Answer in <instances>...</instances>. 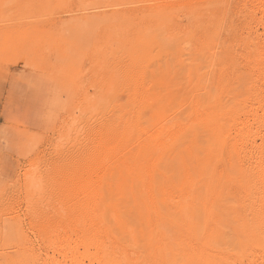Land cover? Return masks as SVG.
Listing matches in <instances>:
<instances>
[{"label": "rangeland", "instance_id": "rangeland-1", "mask_svg": "<svg viewBox=\"0 0 264 264\" xmlns=\"http://www.w3.org/2000/svg\"><path fill=\"white\" fill-rule=\"evenodd\" d=\"M184 1L183 0H0V264H91V263L110 264V261L113 262V259L115 260L113 262L114 264L161 263L157 254L159 249H161L163 246L155 238L150 239L147 237L145 232H141L140 230H137V228L134 229V227L131 226L132 222H133L132 225L137 224L136 223L137 219L134 215L130 214V222L126 221L129 220V218H127L129 214H127L128 216L125 214H124L125 216L123 215L128 225L130 223L129 226L126 224V222L121 220V218L123 217L121 216L120 220L122 222L121 224H119L121 225V227L120 228L119 226L117 227L118 229H120L118 230V233H120V235L116 232L117 228L115 229V231L111 230L110 233L113 234V236L108 233H107L108 236L107 235L105 236L104 233L100 234V231L97 232V230L96 229L94 230V228L92 230L91 228H87V225L90 226L88 224L89 221L91 222L92 220L99 219L101 220V225H102L103 222L101 218L104 217L103 221L105 220V222L107 223V221L109 222L110 217L108 216L107 218L106 215L107 212L105 213L106 211L105 208L99 211L96 210L95 214L90 213L91 215L90 214L84 215L83 216L84 218L82 217V215H80L81 213L79 212V209H77L79 207L78 203H79L80 195H78L79 194L77 190L78 188H76L77 186L76 171H73L72 168L71 170L69 167L71 164L70 161H72L73 159H75L76 161L73 160L74 164L72 162L71 166L73 167V165H76L75 162L78 161V159L76 158L78 157L79 153L80 154L84 153L87 150L89 151V149H91L92 151L91 146H93L92 145L93 139L91 141L89 140L92 138L91 136H93V131L94 132L96 131L94 130V128L95 127L97 128L98 125H102V124L105 125L106 123L108 124L107 122L108 119L109 121L112 122V120L110 119L115 118V121L114 120L113 121L115 123H119L116 120L117 118H119L120 120V117L122 116L121 118L122 122H120L119 124H121L123 128H126L127 125L129 124L127 123L125 127V124L123 123L124 122L123 116H126V118L130 117L129 121L131 123V129L136 127L134 129L135 131L131 132L130 130L131 134L136 131L137 132L140 131V132L136 134L137 136L136 135L135 137L133 136L135 139L137 138L136 141L135 139H133V137H129V136L128 137L132 141L137 143L142 141L147 142L148 139L145 140V138H147L146 136L147 134H149L148 131H152L156 126L155 124H157L159 120H161L160 118L158 119L157 117L159 116V113L160 112L162 113L164 108L165 110L168 108L169 111V107L167 105L169 104L172 105L170 101V97L172 100L174 95L171 96L169 94L170 93L169 90L171 92L173 91L179 92L178 90L180 89V86L182 88L180 92H182L183 96L179 94L180 92L178 93L179 95H177L176 93L175 96L177 97V99L178 96L180 97L178 99L179 101H183L181 99H184V101L186 102L185 105H188L187 104L188 102L189 104L190 103L192 104V102L189 101V99L190 98L194 99L196 96L198 99L202 98L200 100H202L203 102L202 107H204L206 106V102L208 99L205 100L206 102H204L203 98L204 99L209 98L210 93L212 94L210 98L211 97L219 98L220 96V98L226 99L227 97V99H229L228 95H226L225 92L228 89H225L224 91V88H229L230 90L231 85L233 87L232 88L233 91L231 89L230 90L231 92L230 91L228 92L229 95L233 93L232 95H234V97H232V95L231 97L229 96L231 98L230 100L235 99V95H237L238 99H245L247 95L249 97L250 96L253 97V95L256 94V92L257 94L259 93L260 94L259 96L261 97L263 94L264 97V93H263L264 91L261 90L264 89L262 88L264 87V83L262 82V79L264 78V65L260 64L261 61H262L261 63L264 62V56H263L264 54L259 53V51L264 52L263 50L264 47L261 45V44L264 45V35H263L264 25L262 23L264 22V16H263L264 0H259V2L258 0H255V2L254 0H241V1L220 0V2L218 0L217 2L216 0H184ZM260 2L263 3L261 4ZM229 3L232 4V6L234 5L233 8L235 10L232 8V6ZM258 4L260 5L258 6ZM254 5H257V7L255 6L256 7L255 8ZM262 5H263V9H262ZM250 6H253L254 8ZM225 10L227 13L225 12ZM232 11L234 12L233 15H232ZM219 13L221 14V16ZM228 14H230L232 18ZM223 17H225V19ZM227 17L231 19H228ZM261 17L263 19H261ZM255 18H257L258 20H255ZM259 19H261V21ZM207 21L210 23H208ZM225 21L226 22L228 21L229 24L231 23L232 24L229 25L227 23L228 25H226ZM201 24H204L203 27H201L202 26ZM222 24L224 25V27ZM250 24L252 28L250 27ZM199 25H201L200 26L201 28H199ZM242 25L245 26L244 29ZM261 25H263V27ZM228 26H231L232 29ZM207 27H209V30H207L208 32L205 31L206 34L205 35L202 32L208 29ZM229 28L231 30H229ZM190 29L191 32H193L194 34L190 33L189 31ZM194 29L196 30L197 33L195 32ZM212 29H214L213 33L211 32ZM209 33H211L210 34L211 36L209 35ZM228 33L232 34V36ZM189 34H191V39ZM215 34H217L218 36L217 35L215 36ZM224 34L228 37V39L225 38L226 36H224ZM258 34L259 36H257ZM157 35H161L160 36L161 38ZM222 35L223 38H220L222 37ZM255 36L257 39L256 38L254 39ZM196 37L201 41L199 40L197 41ZM204 37L210 38L209 44L206 38L205 40L207 43L204 41ZM218 37L220 38V40L218 39ZM230 37H232V40L230 39ZM235 38L236 40H234ZM260 38L263 40H260ZM253 39L256 40V42H254ZM171 40H173L174 42L176 40V42L178 43L177 44L175 42L176 46L174 48L172 45L175 44H173ZM214 40L215 41L219 40V41L215 42ZM243 40L244 42L246 41L248 45L247 44L245 45L246 42L244 43ZM197 42L199 43L201 42L200 45L199 44L197 45ZM211 42L215 43V44L213 43V45L211 44L212 45L211 47H213L212 51L209 46ZM258 44L263 48L261 49V47L256 46ZM206 45H208V48ZM235 45L236 47L234 48ZM240 45H243V47L241 46L242 47L241 48ZM244 45L246 48L244 47ZM171 47L174 49V52L171 51L172 49ZM176 47L178 50L175 49ZM191 47L197 51L199 48L198 51L199 53H196L197 51H194L192 49L191 52L196 53L193 55V53L188 51V48ZM238 47L244 50V52L240 50V48ZM209 49L210 52H212V54L208 52ZM213 50L215 51L216 55L219 54V57L213 55L215 54ZM236 50H239L240 53H238V51ZM241 51L242 53H244L246 57L243 56ZM248 52L250 53L249 56L247 55ZM226 53L228 54L226 55ZM174 54H176L177 57H175ZM197 54L199 55V59H197L198 58ZM232 54L235 56H233ZM240 54L241 56H239ZM258 54L260 59L258 60L257 58V60L256 59L254 60L253 56H256ZM173 55L174 58H172ZM250 55L252 58H250ZM133 57H136L135 58L136 60H134ZM247 57L248 59H246ZM210 58L214 59L215 61L213 60L211 61ZM249 58L252 60H250ZM137 59H139L138 60L139 62H137ZM172 59L173 62H171ZM236 59L242 61H239L238 63ZM244 59L247 61H245ZM144 60H146L147 64ZM243 60L244 63H242L241 65V62H243ZM248 60L250 61L251 64L253 62L256 63L259 61L258 64L256 63L257 65L255 63L252 64L254 68L255 65L257 68L252 70L253 66L249 64ZM203 61L205 62L202 63ZM197 62L198 64H196ZM199 62L201 63L199 64ZM191 63L193 66L191 65ZM207 63H209L210 65H208ZM245 63L248 65H246ZM124 64L125 65L129 64V66L125 68ZM134 64L135 66H137L136 68L139 67L137 70H135V68L133 69ZM206 64L207 67L205 66ZM233 64L236 67L233 66ZM147 65L149 69L148 67H146ZM211 65H212V69H211L212 72L211 71L209 72ZM229 65L232 67L231 69ZM260 65L262 67H260ZM157 66L158 68H156L157 69L156 70L155 67ZM164 66L166 68H164ZM200 66L202 67V69H200L201 68ZM214 66L217 68H215ZM243 66H245V68H243ZM191 67H193V69H191ZM205 67L208 70L205 69ZM163 68L165 69V71ZM237 68H239L238 71H236ZM150 69L152 70L150 71ZM171 69L172 72H170ZM225 69L228 71H226ZM133 70H135L136 73L135 71L133 72ZM139 70L141 72L140 75L142 76V78L138 73ZM146 71H148L150 75ZM204 71L207 72L205 73ZM234 71H235L234 74L236 75L233 74ZM142 72H144L143 73L144 75L146 74V76L147 75L148 77L150 76V78L151 77L154 78L155 75L153 76V74L157 73L156 74V76H158L157 79L156 77L155 79L152 78L153 80H157V82L156 83L155 81H151V82L152 83L154 82V86H156L154 88L156 91H158V93L155 92L157 94H154L152 89L153 87L151 88L152 91L149 89V93L154 94L153 99L155 98L154 96L160 98L159 95L161 93L162 94L160 99H164L165 97H167L165 100L166 102L163 101L161 103V107L164 108L160 109V112H158V114L156 111L157 109L159 110V108L155 110L156 102L153 103L154 109L151 108L152 100H153L152 95L148 96L147 94H145V92L146 91L148 92V90L146 89V91L144 92L145 88L143 90V86L140 87L142 83H140L139 87L142 88L143 92L142 91L139 92V87L137 88L139 81L144 79L146 81V84L148 82L146 80V76H144ZM164 72L165 74H163ZM169 72L172 74H170ZM127 73H129V77L128 75H126ZM195 73L199 79L196 77L197 79L195 80V76H196ZM199 73L201 74L203 73V74L200 75ZM208 73L210 74L208 75ZM256 73L257 75H259V78H257L258 76L256 75ZM136 74H138V76H136L137 79H135L134 76ZM166 74L167 75L170 74V75L167 77L165 76ZM185 74L186 76H184ZM244 75L248 76V77H244L245 80H243L244 78L242 77ZM132 76L134 77L132 78ZM208 76H210L211 78L210 80L208 79L209 82L214 81L213 84L210 83L211 86L207 82L208 81L207 78H209ZM231 77H233L232 79L234 80L240 78L239 81L241 83L243 81H247L246 78H248L249 82H247V84L243 82L242 84H244L243 85L244 89L243 91L240 89L241 92L238 89L239 91L238 92L237 85H239L240 83L239 81L236 82V80L235 82L233 80L234 83L231 82L232 81ZM251 77H255V78L253 79ZM250 78L251 80H249ZM158 79H160V81ZM162 80H164L165 82V83L163 82V85H162ZM201 80H203V82ZM145 81H142L143 84ZM151 82L147 84L148 87L146 88H150V85L152 84ZM187 82L190 85L187 84ZM131 83H133L132 86H134L133 90H131L130 88L132 87L130 86ZM158 83L159 85L163 86L159 88V90L162 88L160 94H159V90H157V88L159 87ZM168 83H170L172 87H170L169 85L168 88ZM199 83L202 84L199 85ZM236 83L237 85L235 86ZM257 83L258 86L255 85ZM206 84L209 86H206ZM221 84H223L224 86H221ZM198 85L200 90L193 88L194 86L195 88L196 87L198 88ZM214 85L215 87L221 86L220 87L221 91L219 90V88H215ZM259 85L261 88L259 87ZM191 86H193L192 87L193 91L191 90ZM253 86L255 93L253 91ZM241 87L239 86V88ZM212 88H214L215 90ZM217 89L220 92L218 91L217 93ZM248 89L249 90L251 89L253 95ZM260 90L262 92H260ZM129 91L132 93H130ZM141 92L143 93V95H141L142 94ZM193 92L195 93L192 94ZM242 92L243 95H241ZM137 93L139 94L137 95ZM219 93H223L224 95L222 94L219 95ZM165 94L167 95L163 97ZM168 94L170 97H168ZM172 94H174V92ZM216 94H218V96ZM238 94H240V97H244V98H239ZM140 96L143 97L145 96V98L141 99ZM148 97L150 100L148 99ZM147 99L151 101V104L150 102H148ZM179 101L174 100L173 106H175V108L171 107L174 108L173 110L170 111L171 114L170 112L169 114L167 113L164 114L165 112L160 114L162 117H164L162 118L160 116L163 122L167 123V121H170L171 119L170 117L175 118L178 114L179 115L181 114L180 116H184L191 113L190 106L192 105H189L190 110L188 111L189 109L188 106L186 108V106L183 105L185 102L183 101L181 102L182 104H180ZM176 102H178V104ZM209 102L210 101H208L207 103L209 104ZM120 103L123 105H121ZM141 103H143V105ZM145 104L146 107L144 106ZM156 104L159 105L158 103ZM165 104L167 107H165ZM6 106L12 107L15 111L14 113L15 115L10 117L9 119H7L3 115V109ZM138 107L140 108L138 109ZM143 109L146 110L147 113L145 114H147L148 117V118L147 117L144 118L146 119L145 122L144 121L141 122V120H143L142 118L146 116L144 115V113L143 114L141 113L144 112ZM182 109H186V110L183 111ZM138 110H140V112ZM181 111L183 112L179 113ZM90 112L91 115L89 116ZM135 112H137V114L141 113L143 116H141L140 114L139 117V115L135 114ZM176 112L178 114H176ZM120 113L123 115H120ZM151 113L154 114L153 117L155 116V114L157 116L153 118L151 117L152 116ZM117 114H119L120 117ZM163 114L165 116L167 115L169 118L163 116ZM149 117H151V119ZM174 118L173 120H176V118L175 119ZM148 119L150 120L153 119V122L151 123L150 120L147 122ZM155 119L156 121L154 122ZM134 120L137 121L138 123H136ZM189 120H191V118H187L186 123L191 122ZM126 121L129 122L127 119ZM132 124L134 125V127ZM139 125L141 126L139 127ZM151 126L154 127L151 128ZM84 127L87 129H85ZM129 128L127 130H129ZM144 129L146 130L144 131ZM146 132L148 133L146 134ZM82 133L83 136L85 137V140H87L86 142H90L91 144L85 143V141H83L81 138L79 139L78 136L82 137L81 136ZM140 133L142 137L144 136L143 137L144 139L141 138ZM5 137L10 138V142H8L7 138ZM73 138H75V140ZM65 146L67 148L70 147L69 150H65V152H60V151L58 152V150L62 149L63 147L66 148ZM81 147L84 149V151H82ZM78 149L81 150L79 151ZM66 151H68L70 154H68V152ZM62 153L67 155V158L68 157L70 158L62 159V157H66L63 156L64 154L62 155ZM58 158L59 159L61 158L62 160L60 159L61 161H57ZM64 159H67V161ZM53 160L54 162H52ZM48 162H50L51 164ZM44 164L47 166H45ZM76 166L73 168L75 169ZM59 167L60 169L58 170ZM63 169H66L67 170L66 172L68 174H66L65 170ZM123 170H121V172H123ZM62 172L65 175H63ZM69 172L72 174H70ZM70 177L73 179H71ZM69 183L71 187L69 186ZM73 183L76 185H74ZM63 185L65 187H63ZM236 187L237 186L233 184H228L227 185V189L229 188L228 191L223 194H219L220 195L219 199L221 198V200H218L217 197L218 194L214 196V194L209 195L208 193H205L206 202H208L207 205L211 203L209 205V208H204L203 206H201L202 205L201 201L202 200L205 201V197H204V193L202 192L203 190L200 189L198 185L194 187L195 190H193L194 191L192 193L193 195L191 194V196L189 197H186L187 194L185 195L183 194V192H179L178 202L180 201V205L179 203L178 205L180 211L182 210V208L186 209V206H188L187 209L185 210V212L189 210L185 218L186 223L188 225L186 228L188 229V231L190 230L191 232L190 233L191 238H190V236H188L189 232H187V229L186 228L183 229L186 226L185 222H183L184 225L182 224L183 218L180 219L181 217H179L178 218L179 233L177 234V240L181 241L180 243L181 245L187 247L184 248V246L181 245L179 246L183 248V253L184 250L185 253L188 250L187 251L188 254L190 249V254L188 255L184 254L185 258L187 257L186 261L184 256L182 257L181 255L182 258L178 256V258L180 257L182 261H185L181 263L180 260L179 261L180 264L183 263L192 264L188 261L191 260L192 262V259L196 258L197 255L192 254L194 253V249L196 245L199 248H197L196 246L197 250H195V252L199 251V249L200 251H202L201 248H203L204 251H202L203 253L202 252L201 253L202 254L206 253L208 254V256L209 253L210 254L212 253L210 257L213 256L215 262L219 259L218 256H220L222 253L225 252L224 254H228L226 255V257L228 259L227 262L228 261L230 262L229 264H264V230L262 232L260 229L259 231L257 228L254 227H253L254 229L252 228V222H253V219H251L252 215L249 214V211L247 210L248 208L247 206L248 205L251 206V204H260L259 205L260 207L262 206L261 204H263L264 207V200H263L264 196L258 195V193L254 195L252 194L251 196H248L243 192H241L243 194H240L238 187L237 188ZM105 189L107 188L103 187L102 190L106 191ZM196 189L202 191L199 192L198 190L196 191ZM66 190H68L69 192L66 193L65 192ZM103 191L101 193L102 199L100 200L98 199V200L101 201L103 204L104 203L107 204L106 202H104V198H103L104 196L106 197L107 200V195L106 194L104 195ZM106 193L108 194L110 193L109 194L110 196L111 190L108 192L107 189ZM194 193L198 194L199 196H195L196 194ZM230 195L232 196L233 199L235 200L237 199V200L234 201ZM225 196L227 197L226 199ZM260 196H263V198ZM117 197L118 196L114 198V201H117L115 205L121 202L119 199L120 197L119 198ZM196 197L197 198L202 197V198L196 201L197 199ZM229 197L231 198V200H229ZM183 198L186 200H184ZM216 199L219 201V203L215 201ZM227 199L228 201H226ZM246 199H250L251 202H249V200ZM210 200L213 201L211 202ZM247 201L249 203H247ZM257 201H259L260 203ZM62 203L63 205H61ZM121 203H123V201ZM238 204L240 205L239 211L242 209L241 211L245 215L243 214L241 215L242 213L241 211L240 214L236 213L235 215L234 212L235 207L237 208ZM118 206H119L118 208L123 209L122 206L121 207L120 205ZM210 206L212 207V209ZM232 206L234 210L232 209ZM227 207L229 211L231 207L233 213L230 214L229 211L227 210ZM224 208L226 210H223ZM99 209H101V205ZM204 209L207 210L208 212L205 211ZM210 209L214 211L212 212L210 211ZM103 210H105L104 211L105 216L101 214ZM207 213H209L208 215L211 216L209 217ZM218 213L221 214L222 217H220L221 215L218 216L219 215ZM101 215L102 217L99 218ZM132 216L136 220L135 219L133 220ZM236 216L242 217V220L240 221L235 220L236 222H233V220L235 219L234 217ZM215 219L217 220V225ZM81 221L82 224L84 221L87 230L85 226L81 224ZM238 222H240V225ZM81 225L84 227L82 228ZM125 225H127L128 227ZM181 225L183 228L181 227ZM214 225H216V229H214L215 228ZM236 225L237 226L239 225L238 228ZM217 226L220 227L218 228ZM231 227H233L234 230ZM240 227H242V229ZM128 229L129 232L127 231ZM245 229L246 230L248 229V231H245ZM211 230L215 232L214 237L215 236L218 237H216L215 239H210L209 236H207V233H209ZM215 230L216 231L219 230L218 231L219 235ZM183 233L186 234L187 236H185ZM236 233H238V235ZM250 233H254V235ZM138 234L139 236H137ZM142 234L145 235L142 236ZM248 234L250 235L247 236ZM107 237L109 240L107 239ZM257 237L258 239L260 238L261 241L258 240ZM187 238H189L190 241L189 240L187 241ZM204 243L207 246L204 245ZM202 245H204V247H201ZM206 247L208 248L207 251H205V249H207ZM103 248L105 250H102ZM156 250L158 251L156 252ZM102 253L106 256V258L104 255H101ZM189 255L191 256V258ZM192 255L194 256V258L192 257ZM187 259L189 260L187 261ZM194 261L196 263L197 259L193 260V262Z\"/></svg>", "mask_w": 264, "mask_h": 264}, {"label": "bare ground", "instance_id": "bare-ground-1", "mask_svg": "<svg viewBox=\"0 0 264 264\" xmlns=\"http://www.w3.org/2000/svg\"><path fill=\"white\" fill-rule=\"evenodd\" d=\"M184 1V0H183ZM219 2H220V0H218ZM231 1V0H230ZM241 1V0H240ZM172 2V1H171ZM180 2V1H179ZM188 2V1H187ZM216 2H217V0H216ZM219 2H218V4H219ZM234 2V1H233ZM254 2H255V0H254ZM258 2H259V0H258ZM176 3V2H175ZM183 3V2H182ZM184 3H185V1H184ZM190 3V2H189ZM188 3V4H189ZM239 3V2H238ZM261 3V2H260ZM263 3V2H262ZM261 3V4H262ZM166 4V3H165ZM221 4V3H220ZM230 4V3H229ZM255 4V3H254ZM257 4V3H256ZM187 5V4H186ZM216 5V4H215ZM231 6H232V4H230ZM247 5H248V3H247ZM251 5V4H250ZM260 4H258V6H259ZM165 6V5H164ZM192 6V5H191ZM234 6V5H233ZM233 6H232V8H233ZM236 6V5H235ZM246 6V5H245ZM257 7V5H254V7ZM166 7V6H165ZM250 7H253V6H250ZM253 7V8H254ZM255 7V8H256ZM231 8V9H232ZM248 8V7H247ZM253 8H252V11H253ZM221 9V8H220ZM227 9H229V8H227ZM234 9V8H233ZM261 9V8H260ZM262 9H263V5H262ZM235 10V9H234ZM233 10V11H234ZM222 11V10H221ZM232 11V15H233V12ZM263 11H264V9H263ZM225 12H226V10H225ZM229 12V11H228ZM236 12V11H235ZM243 12V11H242ZM257 12V11H256ZM255 12V13H256ZM227 13V12H226ZM238 13V12H237ZM236 13V14H237ZM253 13V12H252ZM254 13V14H255ZM210 14V13H209ZM220 14V13H219ZM225 14V13H224ZM235 14V15H236ZM262 14V13H261ZM211 15V14H210ZM223 15V14H222ZM228 15H230V14H228ZM238 15V14H237ZM214 16V15H213ZM217 16H219V15H217ZM220 16H221V14H220ZM224 16V15H223ZM225 16H227V15H225ZM250 16V15H249ZM264 16V15H263ZM230 17H231V15H230ZM254 17V16H253ZM224 19H225V17H223ZM228 18V17H227ZM232 18V17H231ZM231 18H228V19H231ZM238 18V17H237ZM201 19V18H200ZM261 19H263L262 17H261ZM261 19H259L260 21H261ZM206 20H207V18H206ZM222 20V19H221ZM220 20V21H221ZM255 20H258L257 18H255ZM209 21V20H208ZM207 21V22H208ZM214 21V20H213ZM223 21V20H222ZM228 21H230V20H228ZM226 22V25H228L229 24V22ZM259 21V22H260ZM230 22H232V21H230ZM174 23V22H173ZM187 23H189V22H187ZM206 23V22H205ZM208 23H210V22H208ZM220 23V22H219ZM218 23V24H219ZM228 23V24H227ZM261 23V22H260ZM259 23V24H260ZM263 23V25H264V22H262ZM207 24V23H206ZM223 24H225V23H223ZM222 24V25H223ZM232 24V23H231ZM231 24H229V25H231ZM202 25V26H201ZM201 25H199V28H201V27H203V25L204 24H201ZM263 25H261L262 27H263ZM167 26V25H166ZM165 26V27H166ZM170 26V25H169ZM175 26V25H174ZM173 26V27H174ZM180 26V25H179ZM201 26V27H200ZM207 26V25H206ZM209 26V25H208ZM221 26V25H220ZM240 26V25H239ZM243 26V25H242ZM210 27V26H209ZM209 27H207L208 29H206V30H204V32H202V33H204L205 34V31H207V30H209ZM223 27H224V25H223ZM228 27H230L231 28V26H228ZM244 27L245 26H243V29H244ZM250 27H251V24H250ZM168 28V27H167ZM211 28V27H210ZM221 28V27H220ZM227 28V27H226ZM229 28V30H231ZM241 28V27H240ZM252 28V27H251ZM163 29V28H162ZM175 29V28H174ZM173 29V30H174ZM236 29V28H235ZM263 29V28H262ZM195 30V29H194ZM198 30V29H197ZM211 30V29H210ZM213 30L214 29H212V33H213ZM223 30V29H222ZM234 30V29H233ZM257 30V29H256ZM162 31V30H161ZM160 31V32H161ZM178 31V30H177ZM183 31V30H182ZM190 31V33H193V32H191V29L189 30ZM201 31V30H200ZM195 32H196V30H195ZM208 32V31H207ZM227 32H229V31H227ZM226 32V33H227ZM250 32H251V30H250ZM253 32H255V31H253ZM162 33V32H161ZM169 33V32H168ZM178 33V32H177ZM177 33H176V35H177ZM180 33V32H179ZM197 33V32H196ZM199 33V32H198ZM215 33V32H214ZM221 33V32H220ZM219 33V34H220ZM224 33V32H223ZM263 33V32H262ZM171 34V33H170ZM187 34V33H186ZM194 34V33H193ZM203 34V35H204ZM211 33H209V35H210ZM218 34V33H217ZM217 34H215V36L217 35ZM228 34H230V33H228ZM250 34V33H249ZM255 34V33H254ZM175 35V36H176ZM190 35V39H191V34H189ZM189 35H188V37H189ZM206 35V34H205ZM208 35V36H209ZM213 35V34H212ZM231 36H232V34H230ZM234 35V34H233ZM251 35V34H250ZM249 35V36H250ZM263 35H264V33H263ZM157 36H161V35H157ZM172 36V35H171ZM211 36V35H210ZM209 36V37H210ZM218 36V35H217ZM224 36H226L225 34H224ZM236 36H238V35H236ZM236 36H234V37H236ZM252 36V35H251ZM254 36V35H253ZM257 36H259V34L257 35ZM165 37V36H164ZM194 37V36H193ZM198 37V36H197ZM197 37H196V39H197ZM206 38V37H204V41L206 42V40H205V38L208 40L207 42H208V44H209V39L211 38ZM161 38V37H160ZM203 38V37H202ZM220 38H223V35H222V37H220ZM220 38L218 37V39L220 40ZM226 39H228V37L226 36L225 37ZM224 38V39H225ZM253 38V37H252ZM256 38V36L254 37V39ZM167 39V38H166ZM165 39V40H166ZM213 39V38H212ZM217 39V38H216ZM230 39L232 40V37H230ZM249 39H250V37H249ZM253 39V40H254ZM257 39V38H256ZM160 40H163V39H160ZM159 40V41H160ZM201 41L200 39H197V41ZM219 40H217V41H219ZM230 40V41H231ZM234 40H236V38L234 39ZM233 40V41H234ZM245 40V39H244ZM244 40H243V42H244ZM252 40V39H251ZM259 40V39H258ZM260 40H263V39H261L260 38ZM157 41H158V39H157ZM215 41V40H214ZM217 41H215V42H217ZM239 41V40H238ZM241 41V40H240ZM161 42V41H160ZM170 42V41H169ZM171 42L173 43V44H175V42H176V40H175V42L173 41V40H171ZM203 42V41H202ZM206 42V43H207ZM228 42V41H227ZM232 42V41H231ZM235 42V41H234ZM246 42V41H245ZM244 42V43H245ZM254 42H256V40H254ZM177 43V42H176ZM201 43V42H200ZM200 43L199 42H197V45L199 44L200 45ZM214 43V42H213ZM213 43L211 42L210 43V48H211V51H212V48L213 47H211L212 45H213ZM219 43V42H218ZM238 43V42H237ZM241 43V42H240ZM258 43V42H257ZM169 44V43H168ZM178 44V43H177ZM194 44H196V43H194ZM193 44V45H194ZM212 44V45H211ZM215 44V43H214ZM229 44V43H228ZM232 44V43H231ZM242 44V43H241ZM247 44V42L245 43V45ZM260 44H261V41H260ZM171 45V44H170ZM190 45V44H189ZM197 45H196V47H197ZM239 45V44H238ZM245 45H244V47H245ZM248 45V44H247ZM253 45H255V44H253ZM252 45V46H253ZM263 47H264V45L263 44H261ZM173 46V48L176 46V44L175 45H172ZM178 46V45H177ZM207 46V48H208V45H206ZM218 46V45H217ZM243 47V45H240V47ZM256 46H258V47H261V49L263 48L262 46H259V44L258 45H256ZM195 47V48H196ZM199 47V46H198ZM230 47V46H229ZM232 47H233V45H232ZM236 47V45L234 46V48ZM240 47H238V48H240ZM241 47V48H242ZM257 47V48H258ZM172 48V47H171ZM171 49V51H173L174 52V49ZM193 48H194V46H193ZM192 47L191 48H188V51H190L191 52V50L193 49ZM221 48H222V45H221ZM240 48V50H242ZM246 48V47H245ZM253 48H255V47H253ZM175 49H177V47L175 48ZM190 49V50H189ZM204 49V48H203ZM216 49H217V47H216ZM215 49V50H216ZM231 49V48H230ZM250 49H252V48H250ZM261 49H258V50H261ZM178 50V49H177ZM180 50V49H179ZM194 50V49H193ZM205 50H207V49H205ZM226 50H228V49H226ZM232 50V49H231ZM246 50H248V49H246ZM255 50V49H254ZM264 50V49H263ZM262 50V51H263ZM113 51V50H112ZM186 51V50H185ZM194 51H197V50H194ZM198 51H199V48H198ZM196 52V53H199V52ZM214 51V50H213ZM230 51V50H229ZM236 51H238V53H240V51L239 50H236ZM243 52H244V50H242ZM242 51H241V53H242ZM173 52H172V54H173ZM187 52V51H186ZM209 53H211L212 54V52H210V49H209V51H208ZM250 52V51H249ZM248 52V56H249V53ZM256 52H257V50H256ZM130 53V52H129ZM132 53V52H131ZM175 53H177V52H175ZM179 53H180V51H179ZM189 53V52H188ZM191 53H193V55L194 54H196V53H194V52H191ZM201 53V52H200ZM208 53V54H209ZM214 53H215V51H214ZM238 53H237V55H238ZM259 53H263L264 54V52H260L259 51ZM228 53H226V55H227ZM243 54V56L244 57H246L245 55H244V53H242ZM175 55V57H177L176 56V54H174ZM174 55H173V57L172 58H174ZM181 55V54H180ZM214 56H218L219 57V54L218 55H216V53L215 54H213ZM225 55V56H226ZM230 55H231V53H230ZM233 55V54H232ZM252 55V54H251ZM251 55H250V58H252L251 57ZM106 56V55H105ZM129 56H130V54H129ZM188 56V55H187ZM192 56V55H191ZM202 56H204V55H202ZM233 56H235V55H233ZM239 56H241V54L239 55ZM258 56V57H257ZM264 56V55H263ZM144 57V56H143ZM181 57V56H180ZM197 59H199V55L197 54ZM201 57V56H200ZM217 57V58H218ZM255 57V58H254ZM261 57V56H260ZM105 58V57H104ZM134 58V60H136L135 58L136 57H133ZM194 58H195V56H194ZM204 58V57H203ZM207 58H208V56H207ZM224 58V57H223ZM237 58H238V56H237ZM249 58V59H250ZM257 58H258V60L260 59L259 58V54L258 55H256V56H253V59L255 60H257ZM263 58V57H262ZM145 59H146V57H145ZM176 59V58H175ZM174 59V60H175ZM205 59V58H204ZM203 59V60H204ZM211 59V58H210ZM235 59V58H234ZM246 59H248V57L246 58ZM139 59H137V62H139L138 61ZM192 60V59H191ZM191 60H190V62H191ZM194 60V59H193ZM206 60V59H205ZM215 61L214 59H211V61ZM237 60V59H236ZM245 60V59H244ZM244 60H243V62H241V65H242V63H244ZM250 60H252V59H250ZM104 61V60H103ZM117 61V60H116ZM145 62H146V60H144ZM178 61H179V59H178ZM181 61V60H180ZM189 61V60H188ZM201 61H202V58H201ZM223 61H224V59H223ZM228 61V60H227ZM239 61H242V60H237V62L239 63ZM245 61H247V60H245ZM118 62V61H117ZM141 62V61H140ZM171 62H173V59L171 60ZM177 62V61H176ZM205 61H203L202 63H204ZM209 62V61H208ZM218 62H219V59H218ZM236 62V61H235ZM248 62H249V64L250 65H252V64H254L255 62H253L252 64L250 63V61L248 60ZM262 62V61H261ZM260 62V64H262V65H264L263 63H261ZM120 63V62H119ZM132 63V62H131ZM130 63V64H131ZM178 63V62H177ZM180 63V62H179ZM194 63H195V61H194ZM201 62H199V64H200ZM210 63V62H209ZM209 63H207L208 65H210ZM212 63V62H211ZM215 63V62H214ZM226 63V62H225ZM257 64L259 63V61L258 62H256ZM255 63V64H256ZM139 64V63H138ZM146 64H147V62H146ZM149 64V63H148ZM171 64V63H170ZM173 64V63H172ZM196 64H198V62L196 63ZM207 64L205 65L206 67H207ZM213 64V63H212ZM246 64V63H245ZM256 64V65H257ZM125 65V64H124ZM167 65V64H166ZM177 65V64H176ZM181 65V64H180ZM191 65H192V63H191ZM203 65V64H202ZM201 65V66H202ZM216 65H217V62H216ZM215 65V66H216ZM222 65H223V63H222ZM226 65V64H225ZM235 65H236V63H235ZM234 64H233V66H235ZM246 65H248V64H246ZM256 65H255V68H257L256 67ZM127 66H129V64L128 65H125V68L127 67ZM134 66H135V64H134ZM133 66V69L135 68V70H137L138 68H136L137 66H135L134 67ZM139 66V65H138ZM144 66H145V64H144ZM193 66V65H192ZM199 66V65H198ZM197 66V67H198ZM200 66V67H201ZM214 66V67H215ZM239 66H240V64H239ZM253 66V65H252ZM123 67V66H122ZM141 67V66H140ZM146 67H148V65L146 66ZM171 67V66H170ZM172 67H173V65H172ZM189 67V66H188ZM195 67V66H194ZM203 67V66H202ZM202 67L200 68V69H202ZM205 67V69H207ZM229 67H230V69L232 68L230 65H229ZM236 67V66H235ZM235 67H234V69H235ZM260 67H262L261 65H260ZM124 68V69H125ZM156 68H158V66L157 67H155V69ZM160 68V67H159ZM161 68H162V66H161ZM164 68H166L165 66H164ZM163 68V69H164ZM215 68H217V67H215ZM243 68H245V66H243ZM247 68V67H246ZM249 68V67H248ZM254 68V66L252 67V70H254L255 69ZM130 69V68H129ZM128 69V70H129ZM141 69V68H140ZM148 69H149V67H148ZM155 69H153V70H155ZM163 69H162V71H163ZM191 69H193V67H191ZM190 69V70H191ZM200 69H199V72H200ZM211 69H212V65H211V68H210V70H209V72L211 71ZM238 69L239 68H237L236 69V71H238ZM242 69V68H241ZM135 70H133V72L135 71ZM152 69H150V71H151ZM157 70V69H156ZM159 70V69H158ZM208 70V69H207ZM214 70V69H213ZM219 70H220V68H219ZM223 70V69H222ZM226 70V69H225ZM263 70V69H262ZM143 71H144V69H143ZM164 71H165V69H164ZM167 71V70H166ZM226 71H228V70H226ZM225 71V72H226ZM247 71V70H246ZM120 72V71H119ZM132 72V73H133ZM147 73H148V71H146ZM157 72V71H156ZM170 72H172V69L170 70ZM169 72V73H170ZM205 73L207 72V71H204ZM212 72V71H211ZM224 72V71H223ZM257 72V71H256ZM135 73H136V71H135ZM138 73H139V75L141 74V72H140V70L138 71ZM144 72H142V74H143ZM193 73V72H192ZM204 73V74H205ZM217 73V72H216ZM219 73H220V71H219ZM229 73V72H228ZM235 73V71L233 72V74ZM242 73V72H241ZM244 73V72H243ZM249 73V72H248ZM252 73H253V71H252ZM122 74V73H121ZM149 74V73H148ZM157 74V73H156ZM156 74H153V76L155 75V77H156V79H157V77L158 76H156ZM163 74H165V72L163 73ZM168 74V73H167ZM165 75V76H169L170 74H172V73H170L169 75ZM182 74H184V73H182ZM198 74V73H197ZM200 75H202L201 73H199ZM210 73H208V75H209ZM213 74H215V73H213ZM231 74H232V71H231ZM230 74V75H231ZM237 74H238V72H237ZM247 74V73H246ZM260 74V73H259ZM125 75V74H124ZM126 75H128V77H129V73H127ZM144 75V74H143ZM150 75V74H149ZM195 75H196V73H195ZM206 75V74H205ZM220 75V74H219ZM229 75V76H230ZM234 75H236V74H234ZM239 75H241V74H239ZM250 75V74H249ZM256 75H257V73H256ZM135 76V79H137L136 78V76H138V74H136V75H134ZM134 76H132V78L134 77ZM144 76H146V74L144 75ZM172 76V75H171ZM184 76H186V74L184 75ZM213 76V75H212ZM225 76H226V74H225ZM225 76H224V78H225ZM258 77L257 78H259V75H257ZM127 77V76H126ZM140 77L142 78V76L140 75ZM155 77L153 78V77H151L150 78V76L148 77V75L146 76V80L148 81L147 82V84H149V82H151V81H155V83L157 82V80H153V79H155ZM188 77V76H187ZM197 77V75L195 76V80L198 78H196ZM200 77V76H199ZM207 77V76H206ZM209 78H207V80L209 79H211L210 78V76H208ZM237 77H238V75H237ZM236 77V78H237ZM243 78L244 77H248L247 75L245 76H242ZM148 78H149V80H148ZM153 78V79H152ZM182 78H184V77H182ZM204 78V77H203ZM202 78V79H203ZM213 78V77H212ZM227 78V77H226ZM233 77H231V79H232ZM235 78V77H234ZM251 78H255V77H251ZM251 78L249 79V80H251ZM117 79V78H116ZM131 79V78H130ZM164 79H165V77H164ZM199 79V78H198ZM201 79V78H200ZM240 79V78H239ZM239 79L237 78V79H235L236 80V82L237 81H239ZM253 79H252V81H253ZM264 79V78H263ZM263 79H262V82L264 83V81H263ZM124 80H125V78H124ZM159 81H160V79H158ZM167 80V79H166ZM175 80V79H174ZM205 80H206V78H205ZM204 80V81H205ZM209 80L207 81L208 82V84H213V82H209ZM220 80H221V78H220ZM233 80L234 79H232V81L231 82H233ZM235 80H234V82H235ZM243 80H245V78L243 79ZM243 80H241V81H243ZM246 80L247 81H243V82H245L246 84H247V82H249L248 81V78H246ZM138 81V80H137ZM142 81H145L144 79L143 80H141V81H139V83H138V86H137V88L139 87V85H140V83H142V85H140V87L141 86H143V90H144V88H145V90H144V92L146 91V89L148 90V92L146 91L145 92V94H147L148 96L150 95H152V99H153V95L154 94H157L158 93V91H156L155 90V88L154 87H156V86H154V82L150 85V88H146V87H148V85L146 84V81L144 82V84H143V82ZM158 81V82H159ZM202 82H203V80H201ZM200 81V82H201ZM225 81H226V79H225ZM257 81V80H256ZM126 82V81H125ZM128 82V81H127ZM131 82V81H130ZM163 82H164V80H162V85H163ZM189 82V81H188ZM187 82V84H189ZM206 82V81H205ZM233 82V83H234ZM242 82V83H243ZM259 82V81H258ZM134 83V82H133ZM133 83H131V85L130 86H132V84ZM161 83V82H160ZM165 83V82H164ZM180 83H182V82H180ZM191 83V82H190ZM221 83H222V81H221ZM226 83V82H225ZM230 83V82H229ZM240 83V84H239ZM239 85H237V83L235 84V86L237 85V91H238V89H239V91H240V89L243 91V85L244 84H242L240 81H239ZM126 84V83H125ZM129 84V83H128ZM127 84V85H128ZM174 84V83H173ZM200 84H202V83H199V85ZM211 84H210V86H211ZM242 84V85H241ZM250 84V83H249ZM248 84V85H249ZM135 85V84H134ZM158 85H159V83H158ZM162 85H159V87L157 88V90H159V88L160 87H163ZM164 85H166V84H164ZM169 85H170V83H168V88H169ZM176 85H177V83H176ZM175 85V86H176ZM190 85V84H189ZM194 85H195V83H194ZM199 85H198V88L196 87L195 88V86L193 87V86H191V90L194 88V89H199L200 90V88H199ZM248 85H247V87H248ZM255 85H257L258 86V83L257 84H255ZM254 85V86H255ZM116 86V85H115ZM206 86H209V85H207L206 84ZM206 86H205V89H206ZM221 86H224L223 84H221ZM221 86H218V87H215V85H214V87L215 88H219V90L221 89L220 87ZM234 86V87H235ZM239 86L241 87V88H239ZM252 86V85H251ZM254 86H253V91H254ZM262 86V85H261ZM139 87V92L140 91H142V88H140ZM153 87V88H152ZM170 87H172L171 85H170ZM182 87H183V85H182ZM193 87V88H192ZM201 87V86H200ZM229 87V86H228ZM245 87H246V85H245ZM259 87H260V85H259ZM121 88V87H120ZM131 88V90H133V88H134V86H132V87H130ZM137 88H136V91H137ZM153 89V92H154V94H150L149 93V89L152 91V89ZM167 88V89H168ZM187 88H189V87H187ZM210 88V87H209ZM233 87H232V85H231V88H230V90L232 89ZM249 88H250V86H249ZM261 88V87H260ZM259 88V89H260ZM262 88H264V87H262ZM162 89V88H161ZM161 89L159 90V94H160V91H161ZM182 88H181V86H180V89L178 90L179 92H180V90H181ZM212 89H214V88H212ZM225 89H228V90H226L225 91ZM116 90V89H115ZM175 90V89H174ZM203 90H204V87H203ZM215 90V89H214ZM218 89H217V93H218V91H219ZM229 90V88H224V91L226 92V95H228V98L229 99H227V97H226V99H224V98H220V96H219V98L218 97H211L210 98V96L212 95L211 93H210V96H209V98H206V99H204L203 98V100H204V102H206L205 100H207V102L208 101H210L209 102V104L206 102V106H204V107H202V100H200V99H202V98H197L196 96H195V98L194 99H192V98H190L189 99V101H191L192 102V104L190 103L189 104V102L187 103L188 105H185L186 104V102L184 101V99H181V100H183L185 103L183 104V105H185L186 106V108H187V106H188V111L190 110V107H191V113L190 114H188V115H184V116H180L177 112L179 111V110H181V109H179L177 112H176V114H178L175 118H176V120H173V118L172 117H170L171 119H170V121H167V123L166 122H163L162 121V118H164V117H162L160 114H162L163 112H165L164 114H169V112L171 111V110H173L174 108H175V106H173L174 105V100H177V101H179L178 99L180 98L179 96H178V99H177V97L175 96V94L177 93V95H182V92H177V91H173L174 92V94H172L173 92H171L170 90H169V94L172 96V95H174L173 96V98H172V100H171V97L169 96V94H168V97H170V101H171V104L172 105H167L168 107H169V111H168V108L165 110V108L164 107H161V103L163 102V101H165L166 100V98L167 97H165L167 94H165L163 97H165L164 99H160L161 98V94L159 95L160 96V98L159 97H156V96H154L155 98L153 99V100H155V101H153L152 100V109H154L153 108V103H158L159 105H157L156 103H155V110L157 109V108H159V110L157 109V114H158V112H160V109H162V108H164V110H163V112L161 113H159V116H157L156 114H155V116L153 117V115L154 114H152L153 113V110H152V116L151 117H153V118H155L156 116L158 117V119L160 118L161 120H159V122L157 123V124H155L153 127H154V129L152 130V131H148L149 132V134H147L148 132H146V134H147V138H145V140H147L148 139V141L147 142H144V141H142V142H139V143H137V142H134V141H132L129 137H135V135L138 133V132H140V131H136V132H133L132 134H131V132L132 131H135L134 129L136 128H132L131 129V123H130V117H127L126 118V116H123V123L125 124V127H126V124L128 123L129 125H127V127L126 128H123L122 127V125L121 124H119L120 122H122L121 121V118H122V116L120 117V115H123L124 114V112H123V114H121L122 113V110H121V113H120V115L119 114H117L119 117H120V120H119V118H117V122H119V123H115L114 121H115V118H113V119H110V120H112V122L111 121H109V119H108V124L106 123L105 125H98V127L95 129L94 128V130H96L95 132L93 131V136H91L90 138V140L89 141H91L92 139V142H93V146H91V148H92V151H91V149H89V151H91V152H89L88 150V152L86 151V152H84V153H79V155H78V157L76 158V159H78V161L77 162H75L76 163V165H73V167H75L76 166V170L71 166V164H72V162H73V160H75V159H73L72 161H70V169L72 168L73 169V171H76V179H77V186H76V188H78L77 190H78V192H79V194L78 195H80L79 196V207L77 208V209H79V212L81 213L80 215H82V217L84 216V215H89L90 213H92V214H95L96 213V210H102V209H104L105 208V210H103L102 211V213L101 214H103V216H105L104 214L107 212V218H108V216L110 217V220H109V222L107 221V223L109 224H107L106 222H105V220L103 221V218H101L102 217V215L99 217V218H101L102 219V222H103V224L101 225V220H99V219H97V220H92L91 222L89 221V225L90 226H88L87 225V228H91V230L94 228V230L96 229L97 230V232L98 231H100V234L101 233H104V235L106 236L107 235V233L108 234H111L110 232H111V230H114L115 231V229L119 226V228L121 227V225H119V224H121V222L122 221H124V222H126V221H129L130 222V214L131 215H134L135 217H136V219H137V221H136V223L137 224H135L136 225V227H135V225H132L133 224V222L131 223V226H133L134 227V229H136L137 228V230H140L141 232H145L146 233V235H147V237L148 238H150V239H152V238H155L158 242H160L161 243V245L163 246L161 249H159V251L158 250H156V252L158 251V254H157V256H158V258L160 259V261H161V263H159V264H180V260H181V258L184 256V254H186V255H188V254H190V249H189V252H188V254H187V251H186V253H185V250H184V253H183V248L182 247H180L179 245H181L180 243H181V241H179V240H177V234L179 233V229H178V227H179V225H178V218L179 217H181L180 219H182L183 218V221H182V224H183V222H185V224H186V226L183 228L182 227V225H181V227L183 228V229H185L188 225H187V223H186V214H187V212L189 211H187V212H185V210L187 209V207L188 206H186V204H185V206H186V209H184V208H182V210L180 211V208H179V205H180V201L178 202V196H179V192H183V194H187L186 195V197H189V196H191V194L194 192L193 190H195V186H199V188L200 189H202V190H198V189H196V191L198 190L199 192L200 191H202L203 193H204V197L206 196V194L205 193H208L209 195H213L214 194V196L215 195H217L218 194V200H221V198L219 199V194H223V193H225V192H227L228 191V189H227V185L228 184H233V185H235V186H237L238 187V189H239V193L240 194H246V195H248V196H251L252 194L254 195V194H256V193H258V195H263L264 196V97H263V94H262V97L261 96H259L260 94L258 93L257 94V92H256V94H252V92H251V89L249 90L250 92H251V94L253 95V97H249L248 95L246 96V95H244V96H246V98L245 99H238V97H237V95H235V99H233V100H230L231 98V95L233 94H231V95H229V92L228 91H230ZM256 90V89H255ZM261 90H263L264 91V89H261ZM260 90V92H262ZM120 91V90H119ZM135 91V92H136ZM150 91V92H151ZM163 91H164V88H163ZM162 91V92H163ZM193 91V90H192ZM197 91V90H196ZM221 91V90H220ZM219 91V92H220ZM232 91H233V89H232ZM238 91V92H239ZM124 92V91H123ZM130 92V91H129ZM143 92V91H142ZM141 92V93H142ZM155 92H157V93H155ZM199 92V91H198ZM197 92V93H198ZM227 92H228V94H227ZM231 92V91H230ZM237 92V93H238ZM241 92V91H240ZM250 92H249V94H250ZM108 93V92H107ZM130 93H132V92H130ZM130 93H128V94H130ZM179 93V94H178ZM190 93V92H189ZM195 92H193L192 94H194ZM236 93V92H235ZM254 93H255V91H254ZM264 93V92H263ZM139 93H137V95H138ZM192 94H191V96H192ZM200 94V93H199ZM209 94V93H208ZM220 94H222V95H224L223 93H219V95ZM127 95V94H126ZM132 95V94H131ZM141 95H143V93L141 94ZM189 95V94H188ZM187 95V96H188ZM217 96H218V94H216ZM239 95V98H244V97H240V94H238ZM241 95H243V92H242V94ZM106 96V95H105ZM183 96V95H182ZM197 96H198V94H197ZM230 96V97H229ZM141 97V99H144L145 98V96L143 97V96H140ZM185 97V96H184ZM223 97V96H222ZM232 97H234V95H232ZM107 98V97H106ZM134 98V97H133ZM147 98V97H146ZM186 98V97H185ZM212 98H213V100H212ZM128 99V98H127ZM148 99H149V97H148ZM147 99V100H148ZM209 99H211V100H209ZM131 100V99H130ZM130 100H128V101H130ZM150 100V99H149ZM148 100V102H150V104H151V101H149ZM187 100V99H186ZM125 101V100H124ZM132 101H133V99H132ZM136 101V100H135ZM142 101V100H141ZM183 101H179V103L180 104H182L181 102H183ZM188 101V100H187ZM111 102V101H110ZM166 102V101H165ZM173 102V103H172ZM124 103V102H123ZM145 103V102H144ZM177 104H178V102H176ZM97 104V103H96ZM121 104V103H120ZM136 104H137V102H136ZM140 104V103H139ZM142 105H143V103H141ZM205 104V103H204ZM208 104V105H207ZM98 105V104H97ZM121 105H123V104H121ZM128 105V104H127ZM131 105V104H130ZM134 105H135V103H134ZM141 105V106H142ZM182 105V106H183ZM189 105H192V106H190L189 107ZM137 106H138V104H137ZM145 107H146V104L144 105ZM158 106V107H157ZM166 106V104H165V107H167ZM136 107V106H135ZM145 107H143V108H145ZM171 107H174V108H171ZM184 107V106H183ZM93 108H94V106H93ZM140 107H138V109H139ZM185 108V107H184ZM86 109V108H85ZM150 109V108H149ZM95 110H96V108H95ZM128 110V109H127ZM144 110V109H143ZM148 110V109H147ZM183 111L184 110H186V109H182ZM81 111V110H80ZM91 111V110H90ZM125 111V110H124ZM139 112H140V110H138ZM168 111V112H167ZM183 111H181V112H179V113H182ZM96 112V111H95ZM98 112V111H97ZM149 112V111H148ZM86 113V112H85ZM88 113V112H87ZM142 114L144 113V115H146V116H144L142 119L143 120H141V122H145V120L146 119H144L145 117H147V114H145V113H147L146 112V110H144V112H141ZM141 113H139V114H137V112H135V114H137V115H139V117H140V114ZM150 113V112H149ZM148 113V114H149ZM175 113V112H174ZM187 113V112H186ZM141 114V116H143ZM150 114V115H151ZM163 114V116H165ZM170 114H171V112H170ZM173 114V113H172ZM185 114V113H184ZM91 115V112H90V114H89V116ZM116 115V116H117ZM175 115V114H174ZM100 116V115H99ZM129 116V115H128ZM149 116V115H148ZM162 118H161V117ZM124 117H125V120H124ZM151 117H149L150 119H151ZM165 117H168L167 115L165 116ZM110 118V117H109ZM129 118V119H128ZM148 118V117H147ZM169 118V117H168ZM174 118V119H175ZM187 118H191V120H189V121H191V122H189V123H186V120H187ZM96 119H98V118H96ZM126 119L129 121V122H127L126 121ZM134 119V118H133ZM150 119H148L147 120V122L150 120ZM157 119V118H156ZM156 119L154 120V122L156 121ZM114 120V121H113ZM89 121V120H88ZM135 121V120H134ZM133 121V122H134ZM126 122V123H125ZM132 122V121H131ZM136 123H138L137 121H135ZM134 122V123H135ZM150 122L152 123L153 122V119L152 120H150ZM103 123V122H102ZM122 123V124H123ZM83 124V123H82ZM119 124V125H118ZM140 124V123H139ZM142 124V123H141ZM144 124V123H143ZM133 125V124H132ZM148 125V124H147ZM130 128H129V127ZM141 125H139V127H140ZM142 126H144V125H142ZM133 127H134V125H133ZM152 126H151V128H153ZM85 128V127H84ZM129 128V130H127ZM141 128H143V127H141ZM145 128V127H144ZM79 129V128H78ZM85 129H87V128H85ZM127 130V132H126V130ZM137 129H138V127H137ZM149 129V128H148ZM130 130H131V132H130ZM142 130V129H141ZM146 129H144V131H145ZM150 130V129H149ZM78 131V130H77ZM130 133H129V132ZM143 131V130H142ZM77 133V132H76ZM91 133V132H90ZM129 133V134H128ZM135 133V134H134ZM142 133V132H141ZM141 133H140V135H141ZM145 133V132H144ZM92 134V133H91ZM131 134V135H130ZM85 135V134H84ZM144 135V134H143ZM82 137H80V136H78L79 137V139L81 138L83 141H85V143H89V144H91L90 142H86L87 140H85V137L83 136V133H82V135H81ZM129 136V137H128ZM137 136V135H136ZM203 136H204V138H203ZM75 137H77V136H75ZM133 137V139H135ZM144 137V136H143ZM142 137V135H141V138L142 139H144ZM203 138V139H202ZM74 140H75V138H73ZM87 139V138H86ZM89 139V138H88ZM137 139V138H136ZM136 139H135V141H136ZM139 141V140H138ZM82 142V141H81ZM83 143V142H82ZM81 143V144H82ZM89 144H88V146H89ZM75 145V144H74ZM83 145V144H82ZM59 146V145H58ZM84 146V145H83ZM66 147V146H65ZM69 148L70 147H66V148H62V149H60V150H58V152L60 151V152H65V150H69ZM71 148H72V146H71ZM90 148V147H89ZM81 149H82V151H84V149L81 147ZM80 149V150H81ZM72 150V149H71ZM79 150V149H78ZM79 150V151H80ZM81 151V152H82ZM66 152H68V151H66ZM64 153H62V155H63ZM68 154H70L69 152H68ZM72 154H74V153H72ZM61 155V156H62ZM63 156H66V157H62V159L63 158H67V155H63ZM70 156V155H69ZM77 156V155H76ZM38 158V157H37ZM57 158V157H56ZM68 158H70V157H68ZM67 158V159H68ZM61 159V158H60ZM59 158H58V160L57 161H61ZM67 159H64V160H66L67 161ZM55 160V159H54ZM54 160L52 161V162H54ZM70 160V159H69ZM68 160V161H69ZM56 161V162H57ZM76 161V160H75ZM48 163H50V162H48ZM46 164V163H45ZM44 164V165H45ZM51 164V163H50ZM49 164V165H50ZM56 164V163H55ZM73 164H74V162H73ZM23 165V164H22ZM27 165H29V164H27ZM45 166H47V165H45ZM44 166V167H45ZM59 166V165H58ZM62 166V165H61ZM67 166V165H66ZM25 167V166H24ZM49 167V166H48ZM54 168V167H53ZM57 168V167H56ZM123 168H124V170H123ZM20 169V168H19ZM60 169V167L58 168V170ZM71 169V170H72ZM23 170H25V169H23ZM46 170V169H45ZM63 170H65V172L67 171L66 169H63ZM62 170V171H63ZM121 170H123V172H121ZM20 172V171H19ZM26 172V171H25ZM124 172H125V174H124ZM63 173V172H62ZM70 173V172H69ZM66 174H68L67 172H66ZM70 174H72V173H70ZM69 174V175H70ZM63 175H65L64 173H63ZM25 176V175H24ZM75 176V175H74ZM73 176V177H74ZM18 178V177H17ZM68 178V177H67ZM71 178V177H70ZM41 179V178H40ZM71 179H73V178H71ZM25 180V179H24ZM51 180V179H50ZM56 180V179H55ZM28 181V180H27ZM63 181V180H62ZM64 181H65V178H64ZM72 183V182H71ZM46 184V183H45ZM66 184V183H65ZM74 184V183H73ZM76 184H74V185H76ZM69 186H70V183H69ZM63 187H65L64 185H63ZM68 187V186H67ZM71 187V186H70ZM103 187L104 188H107L108 189V192L111 190V195H112V193H113V195H112V197H111V195L109 196V194L108 193H106L107 192V189H105L106 191H103L102 189H103ZM231 187H232V185H231ZM230 187V188H231ZM236 187V188H237ZM6 188V187H5ZM9 188H10V185H9ZM72 188H73V185H72ZM234 188V187H233ZM232 188V189H233ZM34 189H35V187H34ZM58 189H59V187H58ZM68 190H70V189H68ZM68 190H66L65 192L66 193H68L69 191ZM102 191H103V193H104V195L106 194L107 195V200H106V197H104L103 196V198H104V202H106L107 204H103L101 201H99L100 199H102L101 198V193H102ZM231 191V190H230ZM230 191H229V193H230ZM235 191H236V189H235ZM234 191V192H235ZM71 192H72V190H71ZM199 192H197V193H199ZM233 192V193H234ZM241 192H243V193H241ZM32 193V192H31ZM49 193V192H48ZM62 193V192H61ZM73 193H75V192H73ZM72 193V194H73ZM38 194V193H37ZM63 194V193H62ZM76 194V195H77ZM194 194H196V193H194ZM227 194V193H226ZM235 194V193H234ZM238 194V193H237ZM239 194V195H240ZM64 195H65V193H64ZM75 195V196H76ZM185 195H183V196H185ZM193 195V194H192ZM203 195V194H202ZM201 195V196H202ZM68 196H70V195H68ZM109 196V197H108ZM116 196H118L117 198H119L120 199V201L122 202L123 201V203H121V202H119V204H116L115 205V203H117V201H114V198H116ZM182 196V195H181ZM195 196H199L198 194H196ZM194 196V197H195ZM223 196V195H222ZM229 196V195H228ZM231 196V195H230ZM236 196V195H235ZM238 196V195H237ZM263 196H260V197H262L263 198ZM216 197V198H217ZM239 197V196H238ZM246 197V196H245ZM71 198V197H70ZM197 198V197H196ZM200 198H202V197H199V198H197L196 199V201L197 200H199ZM227 197L225 196V199H226ZM231 198H232V196H231ZM231 198L229 197V200H231ZM236 198V197H235ZM252 198V197H251ZM250 198V199H251ZM256 198V197H255ZM258 198V197H257ZM44 199V198H43ZM99 199V200H98ZM110 199V200H109ZM184 199V198H183ZM204 199V198H203ZM224 199V198H223ZM222 199V200H223ZM233 199V198H232ZM250 199H246V200H249V202H251L250 201ZM253 199V198H252ZM109 200V201H108ZM184 200H186V199H184ZM190 200V199H189ZM217 199L215 200V201H217L218 203H219V201H218ZM234 201H236L235 199H233ZM259 200V199H258ZM261 200V199H260ZM264 200V199H263ZM77 201V200H76ZM181 201H182V199H181ZM191 201V200H190ZM211 201V200H210ZM213 201V200H212ZM211 201V202H212ZM215 201H214V203H215ZM226 201H228V199L226 200ZM253 201V200H252ZM46 202V201H45ZM221 202V201H220ZM231 202V201H230ZM242 202V201H241ZM245 202V201H244ZM248 201H247V203H249ZM254 202V201H253ZM257 202H259V201H257ZM257 202H255V203H257ZM263 202V201H262ZM178 203H179V205H178ZM207 203L208 202H206V197H205V201L204 200H202L201 201V206H203L204 208H209V205L211 204V203H209V205H207ZM214 203H212V204H214ZM238 203H239V201H238ZM260 203V202H259ZM124 204V205H123ZM191 204V203H190ZM245 204V203H244ZM61 205H63V203L61 204ZM70 205V204H69ZM100 205H101V209H99L100 208ZM118 205H120V207L122 206V208L123 209H121V208H118L119 206ZM215 205H216V203H215ZM219 205V204H218ZM260 204H251V206H247L248 208H247V210L249 211V214H251L252 215V218L251 219H253V222H252V228L254 227V228H257L258 230L260 229L262 232H263V230H264V207H263V204H261L262 206L260 207L259 206ZM96 206V207H95ZM124 206V207H123ZM220 206V205H219ZM231 206V205H230ZM239 204H238V207L236 208L235 207V215H236V213H239L240 214V211L242 210H240L239 211ZM44 207H45V205H44ZM99 207V208H98ZM107 207V208H106ZM181 207V206H180ZM191 207V206H190ZM211 207V206H210ZM212 207H213V205H212ZM212 207H211V209H212ZM215 207H217V206H215ZM215 207H214V209H215ZM222 207H224V206H222ZM242 207V206H241ZM202 208V207H201ZM50 209H51V207H50ZM74 209V208H73ZM72 209V210H73ZM184 209V210H183ZM189 209V208H188ZM210 209V211H212ZM221 209V208H220ZM232 209H233V206H232ZM205 210V209H204ZM223 210H226L225 208L223 209ZM227 210H228V207H227ZM234 210V209H233ZM65 211V210H64ZM104 211H105V213H104ZM193 211V210H192ZM205 211H207V210H205ZM214 211V210H213ZM212 211V212H213ZM219 211V210H218ZM229 211V210H228ZM231 211V212H230ZM230 211H229V213L231 214V213H233V211L231 210V207H230ZM38 212V211H37ZM208 212V211H207ZM223 212V211H222ZM227 212V211H226ZM242 212V211H241ZM66 213V212H65ZM73 213V212H72ZM76 213V212H75ZM244 213H245V211H244ZM99 214V213H98ZM127 215V214H129V216L127 217V218H129V220H126L125 221V219H124V216L125 215ZM209 213H207V215H208ZM219 214V213H218ZM218 214H215V215H218ZM243 214V212L241 213V215ZM247 214V213H246ZM68 215V214H67ZM91 215V214H90ZM124 215V216H123ZM180 215V216H179ZM193 215H194V213H193ZM200 215V214H199ZM221 214H219L218 216H220ZM238 215V214H237ZM243 215H245V214H243ZM121 216H123L122 218H121ZM201 216V215H200ZM209 217L211 216V215H208ZM234 216V215H233ZM54 217V216H53ZM92 217V216H91ZM96 217V216H95ZM194 217V216H193ZM216 217V216H215ZM220 217H222V215L220 216ZM251 217V216H250ZM84 218V217H83ZM83 218H82V220H83ZM87 218V217H86ZM106 218V217H105ZM120 218H121V220H120ZM217 218V217H216ZM235 219L233 220V222H236V221H240V220H242V217H240V216H236V217H234ZM246 218V217H245ZM244 218V219H245ZM93 219V218H92ZM124 219V220H123ZM132 219L134 220L135 218L132 216ZM135 219V220H136ZM219 219V218H218ZM221 219V218H220ZM213 220V219H212ZM216 220V219H215ZM226 220V219H225ZM236 220V221H235ZM50 221V220H49ZM86 221V220H85ZM113 223H112V222ZM221 221V220H220ZM246 221V220H245ZM64 222V221H63ZM218 222H219V220H218ZM239 223V225H240V222H238ZM60 224V223H59ZM62 224V223H61ZM81 224H82V221H81ZM126 224L128 225V223L126 222ZM212 224V223H211ZM215 224V223H214ZM219 224H220V222H219ZM237 224V223H236ZM245 224V223H244ZM249 224H250V222H249ZM66 225V224H65ZM79 225V224H78ZM82 225H84L85 226V224H84V221H83V224ZM81 225V227L83 228L84 226H82ZM110 225H112V226H110ZM127 225H125V226H127ZM129 225H130V223H129ZM128 225V226H129ZM184 225V224H183ZM210 225V224H209ZM213 225V224H212ZM216 225H217V220H216ZM216 225H214L215 226V228L214 229H216ZM238 225V226H239ZM56 226V225H55ZM63 226V225H62ZM127 226V227H128ZM237 226V225H236ZM238 226H237V228H238ZM256 226V227H255ZM124 227V226H123ZM181 227H180V230H181ZM212 227V226H211ZM218 228L220 227V226H217ZM234 227V226H233ZM233 227H231V228H233ZM85 228H86V226H85ZM87 228H86V230H87ZM131 228V227H130ZM213 228V227H212ZM217 228V229H218ZM241 229H242V227H240ZM246 228V227H245ZM248 228V227H247ZM253 228V229H254ZM125 229H127V228H125ZM124 229V230H125ZM133 229V228H132ZM187 229V228H186ZM190 229V228H189ZM193 229V228H192ZM210 229V228H209ZM208 229V230H209ZM244 229V228H243ZM80 230V229H79ZM118 230H120V229H116V232L118 233ZM233 230H234V228H233ZM259 230V231H260ZM128 232H129V229L127 230ZM136 231V230H135ZM216 231V230H215ZM219 231V230H218ZM218 231H216L217 233H218V235H219V232ZM220 231H221V229H220ZM243 231V230H242ZM245 231H248V229L246 230L245 229ZM244 231V232H245ZM255 231V230H254ZM83 232V231H82ZM91 232V231H90ZM131 232H132V230H131ZM185 232V231H184ZM187 232H189L188 233V236H190V238H191V235H190V230L188 231V229H187ZM209 232V231H208ZM241 232V231H240ZM250 232V231H249ZM256 232V231H255ZM261 232V233H262ZM181 233V232H180ZM186 233V232H185ZM214 231L213 230H211L209 233H207V236H209V238L210 239H215L216 237H218V236H215L214 237ZM243 233V232H242ZM260 233V232H259ZM119 235H120V233H118ZM132 234H133V232H132ZM182 234V233H181ZM184 234V233H183ZM237 235H238V233H236ZM250 234H252V235H254V233H250ZM250 234H248L247 236H249ZM257 234H258V232H257ZM112 236H113V234H111ZM145 234H142V236H144ZM185 236H187L186 234H184ZM206 235V234H205ZM108 236V235H107ZM115 236V235H114ZM137 236H139V234L137 235ZM185 236H183V237H185ZM239 236H240V233H239ZM238 236V237H239ZM147 237H146V239H147ZM237 237V236H236ZM242 237V236H241ZM240 237V238H241ZM255 237V236H254ZM144 238V237H143ZM245 238V237H244ZM260 238H261V235H260ZM258 239V237H257V239L258 240H260L261 241V239ZM97 239V238H96ZM102 239V238H101ZM101 239H99V240H101ZM107 239H108V237H107ZM113 239H114V237H113ZM130 239V238H129ZM154 239V240H155ZM223 239V238H222ZM238 239V238H237ZM109 240V239H108ZM141 240V239H140ZM180 240H182V239H180ZM185 240H186V238H185ZM184 240V241H185ZM190 241V239L189 238H187V241ZM142 241V240H141ZM152 241V240H151ZM250 241V240H249ZM98 242V241H97ZM143 242V241H142ZM252 242V241H251ZM104 243V242H103ZM152 243V242H151ZM185 243V242H184ZM200 243H202V242H200ZM240 243H243V242H240ZM145 244H147V243H145ZM192 244V243H191ZM99 245V244H98ZM186 245V244H185ZM204 245H206L205 243H204ZM204 245H202L201 247H204ZM181 246H184V245H181ZM197 246V245H196ZM196 246H195V249H194V253H192V254H196L197 256H196V258H194V256L192 255V257L194 258V259H192V262H191V260L190 261H188L189 259H187V261L188 262H190V263H192V264H194L195 263V261L193 262V260H196L197 259V261H196V263L195 264H229L230 262L228 261L227 262V257H226V255H228V254H224V253H222L220 256H218V260L215 262L214 261V259H213V256H211L210 257V255L212 254H210L209 253V256H208V254H202L203 252L202 251H204L203 250V248H201V250L202 251H200V249H199V251H196L195 252V250H197L196 249ZM200 246V245H199ZM207 246V245H206ZM157 247V246H156ZM187 247V246H186ZM185 246H184V248H186ZM96 248V247H95ZM98 248V247H97ZM189 248V247H188ZM193 248H194V246H193ZM197 248H199L198 246H197ZM207 248V247H206ZM205 249V248H204ZM243 249V248H242ZM102 250H105L104 248L102 249ZM208 250V248L207 249H205V251H207ZM105 252V251H104ZM202 252V253H201ZM209 252V251H208ZM108 253V252H107ZM106 253V254H107ZM100 254V253H99ZM205 255V256H202V255ZM101 255H104L103 253L101 254ZM113 255H115V254H113ZM181 255H182V257H181ZM208 257H207V256ZM214 255V254H213ZM105 256V255H104ZM103 256V257H104ZM178 256H180L179 258H178ZM190 256V255H189ZM115 257V256H114ZM152 257V256H151ZM105 258H106V256H105ZM108 258H109V256H108ZM111 258H112V256H111ZM110 258V259H111ZM184 258H185V256H184ZM187 258V257H186ZM186 258H185V261H186ZM189 258V257H188ZM190 258H191V256H190ZM157 259V258H156ZM108 260V259H107ZM120 260V259H119ZM115 260L113 259V262H114ZM185 261H182L181 260V263L182 262H185ZM90 262V261H89ZM112 261H110V264H114L113 262L111 263ZM75 263V262H74ZM106 263V262H105ZM117 263V262H116ZM92 264V263H91ZM107 264V263H106ZM131 264V263H130ZM184 264V263H183Z\"/></svg>", "mask_w": 264, "mask_h": 264}, {"label": "crops", "instance_id": "crops-1", "mask_svg": "<svg viewBox=\"0 0 264 264\" xmlns=\"http://www.w3.org/2000/svg\"><path fill=\"white\" fill-rule=\"evenodd\" d=\"M14 113H15V111H14V109H13L12 107L6 106V107H4V109H3V115H4L7 119H9V118L12 117L13 115H15ZM7 137H8V136H7ZM7 137H5V138H7ZM7 141L10 142V138H7Z\"/></svg>", "mask_w": 264, "mask_h": 264}]
</instances>
